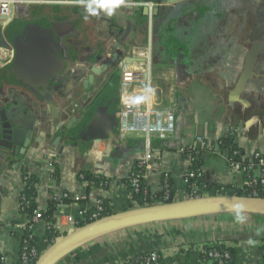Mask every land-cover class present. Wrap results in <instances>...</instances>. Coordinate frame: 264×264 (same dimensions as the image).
Listing matches in <instances>:
<instances>
[{
  "label": "crops",
  "instance_id": "1",
  "mask_svg": "<svg viewBox=\"0 0 264 264\" xmlns=\"http://www.w3.org/2000/svg\"><path fill=\"white\" fill-rule=\"evenodd\" d=\"M161 1L165 12L181 0ZM185 2L170 28L163 14L153 16L156 0H122L113 16L100 10L88 19L81 0H21L14 21L0 26V111L6 109L24 129L22 140L33 130L21 157L0 150L6 171H0V254L6 264H23L30 221L19 202L24 168L37 180L35 210L44 213L56 200L60 237L70 231L68 216L80 220L81 210H94L100 200L111 213L145 206L131 193L128 178L148 155L145 184L152 198L166 193L164 174L174 201L192 198V187L199 196L245 190L242 176L215 144L234 127L245 158L264 153V0ZM144 6L152 8L149 17ZM129 19L125 61L147 70V58L136 51L150 48L157 101L175 111L174 134L154 137L150 149L143 136L120 131L122 71L112 56ZM198 136L212 146L200 150L203 176L189 185L184 177L191 164L179 150L200 148ZM234 215L208 213L113 230L75 246L54 264H119L152 251L160 264H197L211 245L232 248V264H264V215L244 212V223ZM48 229L43 217L31 230L40 255L55 242Z\"/></svg>",
  "mask_w": 264,
  "mask_h": 264
},
{
  "label": "built area",
  "instance_id": "2",
  "mask_svg": "<svg viewBox=\"0 0 264 264\" xmlns=\"http://www.w3.org/2000/svg\"><path fill=\"white\" fill-rule=\"evenodd\" d=\"M21 0H0V26L6 27L14 20L15 6ZM149 3V2H147ZM152 3V2H150ZM152 13V8H151ZM10 51H6L5 54L9 55ZM137 54L141 57H146L148 60V68L141 69L131 67L128 63H123L122 65V79H121V110H120V120H121V135H139L143 136L146 140V145L150 149L152 145V140L154 137H159L166 139L171 137L175 132V111L171 106H162L157 101V90L153 80V75L151 71V56L152 52L150 48H137ZM151 82V85L155 88V95L151 102L139 106V108H128L126 107L128 97L136 94H140L143 85ZM234 127H229L227 135L232 133ZM225 134V135H226ZM197 142L200 148L194 147H181L180 153L185 156L190 164L192 163L195 152H199L201 149H209L212 144L207 142V140L202 137H197ZM219 140L216 142L215 147L219 146ZM219 152L226 156L230 168L232 171L241 173L242 171L250 172V182H248V187L244 190L248 196L264 197V153L256 152L252 158H242V160L233 161L226 153ZM150 156L137 161L132 168L129 175V183L132 187L131 193L133 196H137L143 192L148 193V190L144 188L146 172L149 168ZM203 176L201 169L191 168L186 172L184 181L192 185L199 178ZM26 176L25 178H28ZM24 178V179H25ZM164 186L166 193L164 194V199H169L171 196V184L168 174H164ZM190 193L193 197H199V192L192 187ZM261 195V196H260ZM67 196V194H65ZM146 200L145 197H141ZM106 209V204L100 200L97 202V206L92 211H87L83 208L80 212V220L75 219L73 216H68L67 220L71 224L70 230H74L80 225L81 222H92L101 218L102 213ZM43 218V213L41 211L35 210L32 223H28L25 227L26 230H32L34 223ZM56 226V223H55ZM30 237L33 238L30 232ZM31 243V240H23L22 249V261L23 264H35L40 258V253L37 248ZM232 254L224 246L211 245L208 248H203L202 259L198 264H232ZM0 264H6V258L0 254ZM119 264H160V255L156 251L149 252L143 259L138 261L124 260Z\"/></svg>",
  "mask_w": 264,
  "mask_h": 264
},
{
  "label": "water",
  "instance_id": "3",
  "mask_svg": "<svg viewBox=\"0 0 264 264\" xmlns=\"http://www.w3.org/2000/svg\"><path fill=\"white\" fill-rule=\"evenodd\" d=\"M156 1L159 6L154 9L153 16L159 18L160 15L163 14L164 19H166L167 28H170L175 20L180 17L181 14H178V10L183 8L184 5H187L185 0H181L177 8H175V6L168 11L162 12V1ZM141 11L143 16H150L149 7L144 6ZM132 28L133 22L129 19L127 20V26L124 33L118 38L114 47V60L116 59L118 49L125 46V42L130 36ZM133 44H135V42H133ZM261 46L259 45L252 49L250 54L251 62L253 61V58L257 56ZM0 113V150L7 149L11 152V155L21 157L22 151L27 148L33 135V130H26L24 139L22 140V134L24 133L22 130L24 129L15 126L16 124L9 119L6 109H2ZM53 127L54 126H51L52 129ZM72 137L78 139V136ZM1 156L7 157V155L3 154H1ZM4 168L5 166L0 164V171H4ZM238 204L243 205L244 212L264 215V197L248 195L199 196L186 200L142 206L123 212L110 213L97 220L79 226L74 230H70L66 235L58 237L50 248L40 256L35 264H54L64 253L75 246L113 230L200 214L234 212V207Z\"/></svg>",
  "mask_w": 264,
  "mask_h": 264
},
{
  "label": "trees",
  "instance_id": "4",
  "mask_svg": "<svg viewBox=\"0 0 264 264\" xmlns=\"http://www.w3.org/2000/svg\"><path fill=\"white\" fill-rule=\"evenodd\" d=\"M236 132H237V129L234 128L232 133H230L228 135L226 134L222 138H220L219 139L220 143H219V146H218V148L222 152L226 153L233 161L242 160V158L245 157L244 152L242 151V149L235 142ZM184 156H187V154H185ZM193 156H194V159H193V161L191 163V168L200 169L199 167L201 165V160H202V157H203L202 152L201 151L195 152L193 154ZM240 175L242 176L243 186L246 189L248 187V182H250V172L242 171L240 173ZM26 176H27V169L24 168L22 170L23 179ZM24 180L26 181V185H25L24 190L22 191V193H21V195L19 197V202H20L21 209L28 214V216L30 218V221H29V224H30V223H32V217H33L34 211L36 209V207H35V205H36L35 197H36L37 180H36V178H34L32 176H29L28 178H25ZM128 183H129V180H128ZM129 187H130V190L132 191V187H131L130 183H129ZM144 188L149 190V188H148V186H146V184L144 185ZM240 195H242V194H240ZM246 195H247V193H246ZM135 197H139V198L145 197V199H146V201L148 203L151 202L153 199H159V200H161L164 203L173 202L174 201L173 193L171 194V197L168 200L163 199L164 194H160L156 198H152L150 191L148 193H146V194L141 192L140 194H137V196H135ZM57 210L58 209H57V205H56V200H52L51 206L49 207V209L46 212L43 213V217L47 218V220L49 221V229L47 231V237L52 242L56 241V239L58 237H60V235H61L60 232L57 231L56 227H55L54 215H55ZM110 213H111L110 208H108L106 206V209L104 210L102 215L104 216V215H107V214H110ZM86 223H89V221L81 222L80 225H85ZM30 232H31L30 230L26 231V235H25L24 239L25 240H27V239L31 240L30 244L34 245V240L35 239L30 237ZM208 247L209 246L204 247V248H208ZM226 248L228 250H230V252L232 254V258H233L235 256L233 249L230 248V247H226ZM147 254H149V253L143 254L139 259H143L144 256H146ZM132 261H136V260L133 259Z\"/></svg>",
  "mask_w": 264,
  "mask_h": 264
},
{
  "label": "clouds",
  "instance_id": "5",
  "mask_svg": "<svg viewBox=\"0 0 264 264\" xmlns=\"http://www.w3.org/2000/svg\"><path fill=\"white\" fill-rule=\"evenodd\" d=\"M82 7L85 12V19L89 16H96L100 10H103L105 15L111 17L115 14V10L122 3V0H81ZM155 95V88L148 82L143 85L140 94L132 95L128 97L126 107L139 108V106L148 104L151 102ZM234 219L238 223H244L247 217L244 215L243 205H236L234 207Z\"/></svg>",
  "mask_w": 264,
  "mask_h": 264
},
{
  "label": "flooded vegetation",
  "instance_id": "6",
  "mask_svg": "<svg viewBox=\"0 0 264 264\" xmlns=\"http://www.w3.org/2000/svg\"><path fill=\"white\" fill-rule=\"evenodd\" d=\"M14 21V20H13ZM12 21V22H13ZM11 22V23H12ZM125 48V46L124 47H122V48H120V49H118V51H117V53H116V60H118L119 61V63L121 64V66H120V69H121V71H122V65H123V63H125L126 61H125V54H123L121 51L122 50H125L124 49ZM115 55V53L113 54V56H112V59H114V56Z\"/></svg>",
  "mask_w": 264,
  "mask_h": 264
},
{
  "label": "rangeland",
  "instance_id": "7",
  "mask_svg": "<svg viewBox=\"0 0 264 264\" xmlns=\"http://www.w3.org/2000/svg\"><path fill=\"white\" fill-rule=\"evenodd\" d=\"M246 195V193L243 191L242 192V195ZM163 199H164V197H163ZM170 199V198H169ZM142 200V199H141ZM144 200V199H143ZM166 200H168V199H166ZM146 201V200H145ZM145 203V206H147V205H155V204H162V203H164V202H162L161 200H159V199H153L151 202H144Z\"/></svg>",
  "mask_w": 264,
  "mask_h": 264
}]
</instances>
